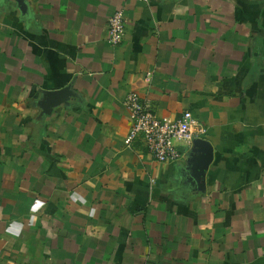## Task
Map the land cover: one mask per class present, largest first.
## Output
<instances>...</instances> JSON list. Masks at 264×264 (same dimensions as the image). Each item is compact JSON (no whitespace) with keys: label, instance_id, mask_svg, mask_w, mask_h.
Listing matches in <instances>:
<instances>
[{"label":"crops","instance_id":"obj_1","mask_svg":"<svg viewBox=\"0 0 264 264\" xmlns=\"http://www.w3.org/2000/svg\"><path fill=\"white\" fill-rule=\"evenodd\" d=\"M132 92L209 158L128 144ZM0 264H264V0H0Z\"/></svg>","mask_w":264,"mask_h":264},{"label":"built area","instance_id":"obj_2","mask_svg":"<svg viewBox=\"0 0 264 264\" xmlns=\"http://www.w3.org/2000/svg\"><path fill=\"white\" fill-rule=\"evenodd\" d=\"M125 30L126 17L120 9L108 18L109 42H121ZM124 104L131 121L126 142L130 144L136 137L141 136L149 153L160 163L177 160L181 156V146H190L195 138L206 133V127L194 118L190 110L184 111L180 118L159 116L133 92L126 96Z\"/></svg>","mask_w":264,"mask_h":264},{"label":"water","instance_id":"obj_3","mask_svg":"<svg viewBox=\"0 0 264 264\" xmlns=\"http://www.w3.org/2000/svg\"><path fill=\"white\" fill-rule=\"evenodd\" d=\"M68 89H63V90H59V91H54L55 94L53 95H60L61 93H67ZM193 146L198 147L200 151L204 152V154H206L207 159L210 156V151H211V146L209 144V142L207 140H205L204 138H195L193 143Z\"/></svg>","mask_w":264,"mask_h":264}]
</instances>
